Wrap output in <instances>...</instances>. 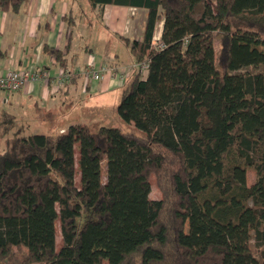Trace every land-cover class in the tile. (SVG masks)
Wrapping results in <instances>:
<instances>
[{
    "label": "trees",
    "instance_id": "1",
    "mask_svg": "<svg viewBox=\"0 0 264 264\" xmlns=\"http://www.w3.org/2000/svg\"><path fill=\"white\" fill-rule=\"evenodd\" d=\"M88 2L145 11L142 39L121 38L148 62L116 106L130 130L14 136L0 153V264H264V0ZM43 52L66 70L61 50Z\"/></svg>",
    "mask_w": 264,
    "mask_h": 264
},
{
    "label": "crops",
    "instance_id": "2",
    "mask_svg": "<svg viewBox=\"0 0 264 264\" xmlns=\"http://www.w3.org/2000/svg\"><path fill=\"white\" fill-rule=\"evenodd\" d=\"M89 12L111 34L104 48L91 45L86 29H76L74 20L78 10L66 0H29V4L18 13L0 11V73L31 66L49 77L47 81L32 83L24 91L5 94L0 90L3 123L0 131H5L6 138L22 133L28 135L34 131L33 125L39 127L44 122H51L64 107L75 105L83 108L84 112L95 114L97 110H106L112 101L114 105L117 103L115 91L124 87L136 65L132 57L129 65L120 61L113 44L118 39L125 46L121 38L142 39L145 11L106 5L102 8L90 6ZM138 22L141 31L135 36L129 35V29ZM90 23L86 27L93 30ZM98 35L101 39L103 33ZM44 46L63 52L66 70L76 76L73 83L56 87L53 79L61 68L53 57L43 52ZM102 67L117 71L124 80L120 82L107 74L101 81H85L87 69L99 70ZM65 128L60 126L58 131Z\"/></svg>",
    "mask_w": 264,
    "mask_h": 264
},
{
    "label": "rangeland",
    "instance_id": "3",
    "mask_svg": "<svg viewBox=\"0 0 264 264\" xmlns=\"http://www.w3.org/2000/svg\"><path fill=\"white\" fill-rule=\"evenodd\" d=\"M68 4L72 5L74 4L75 9L78 10V15H75V24L76 29L78 27L86 29L85 32L88 35V40L95 48L100 49V47L104 48L106 40L111 37V34L104 29L101 24L99 23L98 19L96 17L90 16V4L88 0H66ZM20 18V16L18 17ZM93 19V20H92ZM91 22V23H90ZM92 24L93 30H89L90 27H86L87 25ZM75 26V25H74ZM161 29L162 26L159 24L155 30L154 37L157 38L159 35L161 36ZM141 31V25L140 23H136L133 25L131 29H129V35L135 36L136 33ZM143 31V30H142ZM81 32V31H80ZM99 32L103 33V36L98 35ZM83 33V32H82ZM85 34V33H84ZM83 36V35H82ZM86 36V35H85ZM84 36V37H85ZM220 42L218 37L214 38V59L215 63H218V52H219ZM114 51L116 50V53L119 54V60L122 61L124 64H130L132 62L131 56L129 54L128 49L123 46L119 40H115L113 44ZM98 50V49H97ZM115 53V52H114ZM241 72L242 71H236L232 72V78L234 80L235 84H241ZM127 81V80H126ZM124 82V84L126 83ZM123 88H120L119 90L115 91V97H117V103H111V105L106 110H97L95 114L84 112L82 109L78 106L72 105L71 108H61V111H59L60 115L53 118L51 122H44L42 125H36L33 128L34 133H27L30 134H54L58 132L60 126L68 127L70 124L74 123H86V124H92V127L94 129H97L100 126H106L109 128H117L122 131H128L130 130V125L126 124L120 118L117 116L116 113V107L118 103L120 102L121 95H122ZM5 94H10L9 92H4ZM8 99V98H7ZM84 99H87V97H84ZM8 102H10L8 100ZM1 109V108H0ZM2 112V110L0 111ZM1 115V114H0ZM2 123V119L0 116V124ZM3 124V123H2ZM5 131H0V153L6 152L7 148L9 149L11 147V143L13 141L14 135L11 137H5L4 135ZM23 134V133H22ZM17 134L16 136L22 135ZM76 181H78V177H76ZM254 181V173L253 172H247V184L251 185ZM160 192L156 186V181L154 176H151L150 178V194L149 197L152 200H159L160 199ZM61 240V235L58 228V234L56 236V243L58 244ZM102 264H107L106 261H103Z\"/></svg>",
    "mask_w": 264,
    "mask_h": 264
},
{
    "label": "built area",
    "instance_id": "4",
    "mask_svg": "<svg viewBox=\"0 0 264 264\" xmlns=\"http://www.w3.org/2000/svg\"><path fill=\"white\" fill-rule=\"evenodd\" d=\"M151 47L154 49L161 47L160 35L157 38L153 37ZM147 63L148 62L145 61L141 64L136 65V67L142 73H145L147 69ZM107 74L110 75L113 79L119 80L120 82L124 80L122 74L112 69H106V67H102L99 70L89 68L84 72L85 81H101ZM72 75L73 74L68 72L67 70L60 69L57 76L53 79L56 87H60L64 83L69 82ZM43 80H49L48 74L36 71L31 66L19 70L11 69L0 73V90L9 93H16L24 91L26 87L31 85L32 83L40 82Z\"/></svg>",
    "mask_w": 264,
    "mask_h": 264
}]
</instances>
